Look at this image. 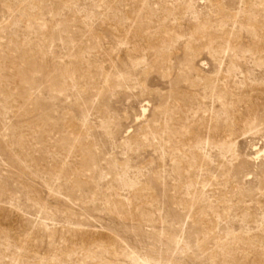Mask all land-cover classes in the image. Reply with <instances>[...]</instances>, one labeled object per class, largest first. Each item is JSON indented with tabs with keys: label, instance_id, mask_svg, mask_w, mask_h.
<instances>
[{
	"label": "rangeland",
	"instance_id": "1",
	"mask_svg": "<svg viewBox=\"0 0 264 264\" xmlns=\"http://www.w3.org/2000/svg\"><path fill=\"white\" fill-rule=\"evenodd\" d=\"M0 264H264V0H0Z\"/></svg>",
	"mask_w": 264,
	"mask_h": 264
}]
</instances>
